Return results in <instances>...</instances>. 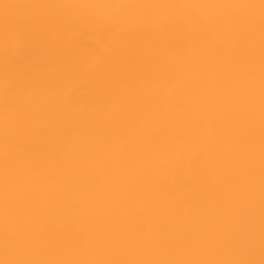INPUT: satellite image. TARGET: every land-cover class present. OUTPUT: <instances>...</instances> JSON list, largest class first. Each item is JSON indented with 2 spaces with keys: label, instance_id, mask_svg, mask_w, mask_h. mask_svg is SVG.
Returning a JSON list of instances; mask_svg holds the SVG:
<instances>
[{
  "label": "bare ground",
  "instance_id": "obj_1",
  "mask_svg": "<svg viewBox=\"0 0 264 264\" xmlns=\"http://www.w3.org/2000/svg\"><path fill=\"white\" fill-rule=\"evenodd\" d=\"M0 264H264V0H0Z\"/></svg>",
  "mask_w": 264,
  "mask_h": 264
}]
</instances>
